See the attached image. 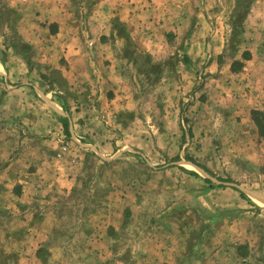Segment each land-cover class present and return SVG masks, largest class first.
Segmentation results:
<instances>
[{
    "label": "rangeland",
    "instance_id": "rangeland-1",
    "mask_svg": "<svg viewBox=\"0 0 264 264\" xmlns=\"http://www.w3.org/2000/svg\"><path fill=\"white\" fill-rule=\"evenodd\" d=\"M174 3L155 55L113 19L126 81L84 112L56 24L0 0V264H264V0Z\"/></svg>",
    "mask_w": 264,
    "mask_h": 264
},
{
    "label": "crops",
    "instance_id": "crops-1",
    "mask_svg": "<svg viewBox=\"0 0 264 264\" xmlns=\"http://www.w3.org/2000/svg\"><path fill=\"white\" fill-rule=\"evenodd\" d=\"M10 1H12L10 7L15 10L17 16H32L33 19L28 20V23L30 21L33 22L31 28H23L20 26L18 29L16 27V31L26 35L30 31V34L34 38V43L35 41H39V37L35 36L34 32L37 22L38 24L41 22H46V24L50 25L56 24V30H54L53 34H48L50 37L54 36L53 43L49 41L47 45L50 44V47H48L49 49L54 51L58 50L60 56L53 57L52 59L48 57V64L52 63L54 65H59L61 60L64 62V76L66 75L69 84L77 80L80 89L79 95L84 91L82 96L85 100L81 99L79 107L75 106L77 109L84 112L90 111V108L95 105L97 106L98 103L100 105L103 103L106 105H114L116 103L114 101L115 99L107 98L108 96H112L110 92L114 93L116 97L119 91L118 83L122 80L124 82L125 80L123 77L124 74L120 68V59L114 58L115 50L117 52L122 43L114 37L113 19L118 18V20L126 22L130 33L132 32L140 38V43L136 45L139 46L140 44L141 48L155 55L156 52L151 50L154 48L152 36L154 34V29H156L154 27L155 24H159L158 17L168 16L169 18L175 9L178 12L183 10L181 7L182 3L175 4L176 2L174 3V0H93L88 6L87 4L82 5V3H79L81 0H76L77 3H74V0ZM72 1L73 3H71ZM72 16H80L89 19V23L91 24V27H89L90 32L87 31L85 33H90V37L94 39L83 40L81 37V33H83L81 27L74 29L70 23H66L68 21H65L64 24L66 25L62 26L64 19L67 20ZM97 20H101V22ZM171 21H173V19H164V24L162 26L169 27ZM60 30L62 33H60ZM69 33L73 35L70 36ZM19 42L23 43L22 41H17L16 43ZM190 49L191 46L188 47V53H190ZM154 59L159 58L154 56ZM5 65V60L0 59V69ZM145 66L146 65H143L142 73L148 75L150 71L145 68ZM2 76L4 75L0 70V77ZM138 89H140L139 85L137 87V90ZM132 90L134 92L132 91L129 95H137L136 88L133 87ZM23 92L27 95V90L23 88L15 92L19 93L20 100L24 95ZM17 95L18 94H16V98ZM129 95L126 93V96ZM142 95H149V93H143ZM92 97L95 101L89 100V98ZM108 101L109 104L107 103ZM21 105L22 103L20 102L18 108L21 107ZM30 105L33 106V101L30 102ZM34 105L37 106V102H35ZM54 107H56V110L65 109L57 103ZM62 118L65 117L62 116Z\"/></svg>",
    "mask_w": 264,
    "mask_h": 264
},
{
    "label": "trees",
    "instance_id": "trees-1",
    "mask_svg": "<svg viewBox=\"0 0 264 264\" xmlns=\"http://www.w3.org/2000/svg\"><path fill=\"white\" fill-rule=\"evenodd\" d=\"M61 123H62L63 129H64V133L68 134L67 119L61 118ZM137 156H139V155H137ZM239 193H240L241 197H245V195L241 191Z\"/></svg>",
    "mask_w": 264,
    "mask_h": 264
}]
</instances>
